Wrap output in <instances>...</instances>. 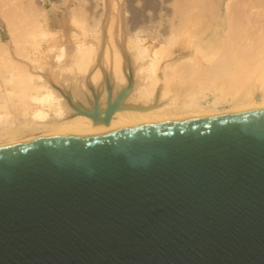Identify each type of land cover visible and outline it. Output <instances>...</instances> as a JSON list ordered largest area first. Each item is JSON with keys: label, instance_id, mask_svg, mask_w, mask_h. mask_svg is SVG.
<instances>
[{"label": "water", "instance_id": "water-1", "mask_svg": "<svg viewBox=\"0 0 264 264\" xmlns=\"http://www.w3.org/2000/svg\"><path fill=\"white\" fill-rule=\"evenodd\" d=\"M0 264H264V111L0 146Z\"/></svg>", "mask_w": 264, "mask_h": 264}, {"label": "bare ground", "instance_id": "bare-ground-1", "mask_svg": "<svg viewBox=\"0 0 264 264\" xmlns=\"http://www.w3.org/2000/svg\"><path fill=\"white\" fill-rule=\"evenodd\" d=\"M101 2L104 3V0H101ZM163 7L165 8V6ZM65 19L66 17H63L61 20L64 21ZM185 22L186 20L183 21L184 24ZM216 22L215 24L218 26L220 22L218 20ZM81 23L83 24L82 20ZM177 29L178 27L171 25L168 29L163 30L164 37L161 35L163 37L161 43L159 42L158 47L152 48L146 45L145 39L140 35V29L130 30L129 34L124 35L123 50H120V47L118 49L115 42H109L108 45L102 44L100 42L101 37L95 28L91 29L92 31L88 34L89 39H86L88 32L77 35L74 33L69 34L70 42H64L60 39L59 32L47 28L40 29L37 35L29 36L27 34L29 38H32L29 42L30 52H28V55L24 53V58L28 63L27 67L21 68L12 65V67L9 66L6 69L4 65L7 58L5 61L0 60V71L3 69V72L0 73V137L8 138L7 141L5 140L6 143L0 146H11L38 140V137L23 141L16 139V136L25 128L35 126L55 130L54 132L51 131L53 134L39 137V139L60 136L85 137L150 124L264 111V45L258 51V54H255L252 58L249 57L254 60V65L250 63L251 69L242 75V79H249L248 83L232 84V93L226 92L223 89L226 86L223 85V88H221L224 93L219 96L216 95L209 106L213 108L214 104L219 101L232 102L228 110L218 112L213 109L210 112L198 111L194 113L192 111L195 105L193 97L178 101L177 89L175 90L171 85L172 77L164 73L162 75L158 73L161 62L167 57L168 50L174 44V34ZM33 33L35 32L33 31ZM100 33L102 34V32ZM219 37L220 35L213 31L207 38H202L204 42L200 44L201 46L199 45L201 48L196 47L202 52L201 58L204 61L208 62L211 56L210 53H212L211 50L219 46ZM10 39H12L11 41L15 39L16 42V38L10 37ZM19 43V45H22V42ZM25 44L28 45L26 42ZM17 45L16 42L15 46L18 47L19 45ZM15 46L13 45V48ZM23 46L28 49V46ZM1 47L2 43L0 41V52L3 51ZM13 52L11 50L12 54ZM255 63H259L261 67L258 66V71L256 69L251 74ZM101 64H105L106 71H103L104 68ZM129 70L132 83L131 87L127 88ZM106 79H109V86L107 87L104 86ZM256 83L261 86V98L258 104L253 102L252 98V87ZM88 84L92 89L87 87ZM199 85L200 83H198ZM117 99L118 104L115 110L109 119L104 121L103 116L108 102L113 103ZM76 108L87 113L93 112L96 108L97 117L91 118L79 114ZM177 110L181 113L190 112V114H187L186 117H183L185 116L183 115L174 119L169 117L178 112Z\"/></svg>", "mask_w": 264, "mask_h": 264}, {"label": "rangeland", "instance_id": "rangeland-1", "mask_svg": "<svg viewBox=\"0 0 264 264\" xmlns=\"http://www.w3.org/2000/svg\"><path fill=\"white\" fill-rule=\"evenodd\" d=\"M145 1L104 0V4L101 0H0V41L2 43L1 50H3V53L0 52V60L5 61L7 58L8 62L7 60L5 62L10 64L4 65L6 69L12 65L21 68L27 67L28 63L24 56L25 54L28 55L31 50L29 42L32 38L30 37V39L29 36L37 35L42 28L59 32L60 39L64 42H70L68 37L71 33L77 35L88 32L86 39H89L88 34L92 31L91 29L95 28L101 37L100 42L102 44L108 45L109 42H115L117 48L123 50L124 35L129 34L134 29H140V35L145 39L146 45L152 48L158 47L161 43L164 37L163 30L175 25L178 29L177 33L174 34V44L168 50L167 57L160 64L159 75L164 73L172 77L171 85L175 90L177 89L178 101L193 97L195 105L192 111L194 113L198 111L210 112L213 109L218 112L228 110L232 102L219 101L214 104L213 108L209 106L216 95L219 96L224 93L222 91L223 85L226 86L223 88L226 92L232 93V84L248 83L249 79H242V75L251 69L250 63L254 65V60L249 57L252 58L258 54L264 45V0ZM146 3L150 5L148 6ZM63 17H66L64 21L61 20ZM184 20H186L185 24L183 23ZM217 20L220 22L218 26L215 24ZM213 31L220 35L218 38L219 46L211 50L210 59L206 62L201 58L202 52L198 49L201 48L200 44L204 42L202 38H207ZM10 37L16 38L18 45L19 42H22L20 47L25 45L28 46V49L21 47L19 50L20 47L15 46V39L11 41ZM118 42L119 44H117ZM196 47L199 48L196 49ZM11 50L14 51V56ZM20 56L23 58L21 59ZM256 64L251 70V74L261 67L259 63L257 66ZM101 66L104 68L103 71H106L105 64H101ZM130 70L126 83L127 88H130L132 83ZM2 72L3 69L0 73ZM198 83H200L199 86ZM104 86H109V79L105 80ZM87 87L92 89L89 84ZM186 93H188L187 96H185ZM252 98L253 102L259 103L261 86L257 83L252 87ZM177 111L169 117L174 119L190 114V112L181 113L179 110ZM51 131L54 132L55 130L42 126L25 128L16 136V139L18 141L36 139L53 134ZM5 140L7 141L8 138L0 137V145L6 143Z\"/></svg>", "mask_w": 264, "mask_h": 264}]
</instances>
